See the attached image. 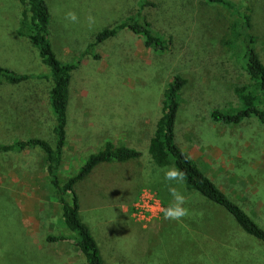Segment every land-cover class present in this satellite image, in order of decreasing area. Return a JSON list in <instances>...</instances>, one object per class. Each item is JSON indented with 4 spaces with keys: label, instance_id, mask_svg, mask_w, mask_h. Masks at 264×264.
Instances as JSON below:
<instances>
[{
    "label": "rangeland",
    "instance_id": "374dc122",
    "mask_svg": "<svg viewBox=\"0 0 264 264\" xmlns=\"http://www.w3.org/2000/svg\"><path fill=\"white\" fill-rule=\"evenodd\" d=\"M45 1L57 58L78 63L70 82L68 143L58 168L60 181L108 139L142 151L141 164L149 171L133 172L129 162H113L112 168L100 165L76 186L82 214L93 222L105 264H264L263 242L187 188L173 165L150 162L148 153L164 90L179 75L186 82L179 93L177 144L264 227V120L249 118L235 125L211 118L215 109L237 108L235 89L249 83L232 10L207 0H148L153 5L142 10L141 20L168 43L171 39L167 50L154 51L142 37L121 29L82 56L101 30L134 15L141 0ZM230 1L241 11L250 7L254 46L264 62V0ZM22 10L19 0H0V65L36 77L50 69L30 40L18 34ZM69 13L75 14V21ZM52 84L51 78H30L0 86V144L33 137L54 144ZM17 111L18 123L23 118L28 123L13 130L1 128ZM81 130L84 140L79 138ZM46 158L40 147L0 152V264H70L55 253L77 251L71 239L47 240L70 231ZM169 174L175 178L167 179ZM173 191L183 197L185 214L178 220L165 219V205L175 203ZM143 193L158 199L160 214L143 219L134 215ZM79 263L77 259L72 264Z\"/></svg>",
    "mask_w": 264,
    "mask_h": 264
},
{
    "label": "trees",
    "instance_id": "16d2710c",
    "mask_svg": "<svg viewBox=\"0 0 264 264\" xmlns=\"http://www.w3.org/2000/svg\"><path fill=\"white\" fill-rule=\"evenodd\" d=\"M23 7L21 12L18 34L27 37L36 47L40 60L49 67L48 73L20 74L14 70L0 65V86L4 83L20 84L30 78L50 79L52 87L49 94V104L54 114L52 132L54 144L41 138H18L14 142L0 144V152L21 151L27 148L40 147L46 154V171L51 184L54 186L58 201L61 205L63 222L70 231L69 235L48 236L50 242L71 239L83 253L86 264H105L96 238L90 228L80 216V200L76 185L86 179L97 166L102 163L126 162L143 156L142 151L125 145H120L106 140L101 148L91 153L78 168V170L60 181L58 168L67 141L68 103L72 72L78 63H69L57 58L50 38L49 23L50 12L45 0H19ZM223 4L232 10L237 19L233 24L238 44L242 48V62L249 78V83L236 87L240 105L234 110L215 109L211 113L214 121L225 124H240L246 119L257 118L264 120V62L254 46L257 35L252 32L250 7L241 11L230 0H207ZM153 5L148 0H141L137 12L117 25L101 30L82 52V56L91 54L97 43L114 37L121 29H128L143 38L146 46L154 51H165L169 43L161 36L155 34L148 22L141 20L142 10ZM98 56V55H95ZM185 79L175 75L165 88L161 103L160 116L155 123L153 134L149 139L148 153L150 162L157 166L173 165L178 176L184 181L187 188L195 190L211 203L225 210L245 233L264 243V227L252 218L241 205L229 197L217 184L197 165L193 158L182 149L175 140L176 116L180 106L179 93L185 84ZM18 93V92H16ZM14 120L7 122L5 128L13 130L19 128V112ZM2 117H0V123ZM165 205V210L169 209Z\"/></svg>",
    "mask_w": 264,
    "mask_h": 264
},
{
    "label": "crops",
    "instance_id": "0c3cea01",
    "mask_svg": "<svg viewBox=\"0 0 264 264\" xmlns=\"http://www.w3.org/2000/svg\"><path fill=\"white\" fill-rule=\"evenodd\" d=\"M26 123H28V122H26V120L23 118V120H22V122L21 123H19V125H20V127H24L25 125H26ZM67 132V131H66ZM79 138H80V140L82 139V140H84V131L83 130H81L80 132H79ZM68 139H69V137H68ZM67 143H68V140L66 141V147H67ZM65 147V148H66ZM36 148V147H35ZM142 157V156H141ZM141 157H139L138 159H131V160H127L126 162H129V167H130V169L133 171V172H135V171H143L144 173H146L147 172V174L149 175V171L147 170V167H146V165H144V164H141V161H140V158ZM126 162H120V163H126ZM136 162V163H135ZM113 162H110V163H102L101 165H103V166H106V167H108V168H112V164ZM149 164V163H148ZM100 166V165H99ZM99 166H97L96 167V169L87 177V178H89L90 176H92L93 174H95V172L98 170V168H99ZM116 166H119V165H116ZM139 167V168H138ZM143 175H145V174H141L140 176H143ZM85 180V179H84ZM83 180H81V181H79L78 183H77V185L80 183V182H82ZM76 185V186H77ZM140 189V188H139ZM138 189V190H139ZM77 190V189H76ZM138 190H136L135 191V193H134V197L137 195V192H138ZM94 192V191H93ZM93 196V195H92ZM79 200H80V216H81V219H82V221L84 222V223H86L87 225H88V227L90 228V231H91V233L93 234V236L96 238V234H94V232H93V230H92V223L93 222H91V221H89L88 219H87V217L84 215V214H82V195L80 194V196H79ZM126 203H128V202H126ZM85 207V206H84ZM98 207V206H97ZM87 208H89V206H87ZM86 208V209H87ZM99 208V207H98ZM84 209V208H83ZM102 241H104V235H103V240ZM76 246V245H75ZM77 247V246H76ZM59 253H55V257L56 258H62L64 261H68V263H70V264H72V263H74V262H76L77 261V259H79L80 260V263L79 264H84L83 263V258H82V252L78 249V247H77V251H71V250H64V251H58ZM60 252H61V254H60Z\"/></svg>",
    "mask_w": 264,
    "mask_h": 264
},
{
    "label": "built area",
    "instance_id": "2783aa9c",
    "mask_svg": "<svg viewBox=\"0 0 264 264\" xmlns=\"http://www.w3.org/2000/svg\"><path fill=\"white\" fill-rule=\"evenodd\" d=\"M162 211V207L158 202V199L153 195L142 194L140 198V203H138L135 207L134 215L137 217L143 218H151L154 214H160Z\"/></svg>",
    "mask_w": 264,
    "mask_h": 264
},
{
    "label": "clouds",
    "instance_id": "9594fccd",
    "mask_svg": "<svg viewBox=\"0 0 264 264\" xmlns=\"http://www.w3.org/2000/svg\"><path fill=\"white\" fill-rule=\"evenodd\" d=\"M68 18L72 21L76 20V16L73 13L68 14ZM167 179H173L175 178L172 174H169L166 176ZM172 195L174 197L175 203L170 207L169 209L165 210V219H174L178 220L181 216H183L184 209L181 207V204L183 203V197L177 194L175 191L172 192Z\"/></svg>",
    "mask_w": 264,
    "mask_h": 264
}]
</instances>
